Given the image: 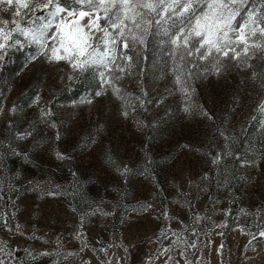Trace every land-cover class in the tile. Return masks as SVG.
<instances>
[{"label":"rangeland","instance_id":"rangeland-1","mask_svg":"<svg viewBox=\"0 0 264 264\" xmlns=\"http://www.w3.org/2000/svg\"><path fill=\"white\" fill-rule=\"evenodd\" d=\"M29 53L0 62L4 264H264V51L182 83L122 59L112 85Z\"/></svg>","mask_w":264,"mask_h":264},{"label":"snow or ice","instance_id":"snow-or-ice-1","mask_svg":"<svg viewBox=\"0 0 264 264\" xmlns=\"http://www.w3.org/2000/svg\"><path fill=\"white\" fill-rule=\"evenodd\" d=\"M5 4L16 7L11 21L0 20V62L13 49L35 46V54H28L26 64L40 57L48 63L64 61L78 73L69 79L91 70L102 84L112 85L115 73H124L128 67H121L118 61L133 59L125 50L145 47L149 35L183 49L189 57L208 60L216 74L229 61L251 67L247 61L255 51H264V0H0V5ZM256 75L254 72L253 78ZM113 92L118 94L120 89L113 87ZM258 110L264 113V103ZM40 115L43 120L50 112L41 110ZM57 158L65 159L60 153ZM219 161L217 156L212 162ZM3 222L7 224V220ZM260 236L264 237V231ZM173 243L186 241L178 235ZM187 246L196 247L194 242ZM29 256L35 259L31 253ZM0 264L4 262L0 260Z\"/></svg>","mask_w":264,"mask_h":264},{"label":"trees","instance_id":"trees-1","mask_svg":"<svg viewBox=\"0 0 264 264\" xmlns=\"http://www.w3.org/2000/svg\"><path fill=\"white\" fill-rule=\"evenodd\" d=\"M181 50H177L174 46H170L167 42H161L160 37L151 35L147 41L146 46L141 48L137 46L132 51L125 50L126 56H132V61L137 66L147 64L152 65L151 71L156 67L168 69L171 74L180 78V82L195 80L200 74V71L209 63L208 60H200L197 56L189 57L183 54L184 59L180 56ZM120 60L118 61V63ZM195 65V66H193ZM87 190L81 188L79 196L85 205L93 206V200L85 196Z\"/></svg>","mask_w":264,"mask_h":264}]
</instances>
